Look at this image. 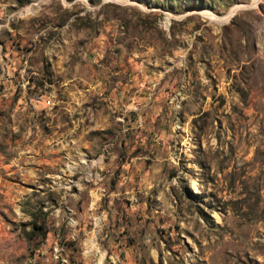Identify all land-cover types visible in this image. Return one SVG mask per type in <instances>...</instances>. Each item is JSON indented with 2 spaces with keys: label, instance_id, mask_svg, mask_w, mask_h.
<instances>
[{
  "label": "rangeland",
  "instance_id": "obj_1",
  "mask_svg": "<svg viewBox=\"0 0 264 264\" xmlns=\"http://www.w3.org/2000/svg\"><path fill=\"white\" fill-rule=\"evenodd\" d=\"M0 264H264V0H0Z\"/></svg>",
  "mask_w": 264,
  "mask_h": 264
},
{
  "label": "bare ground",
  "instance_id": "obj_2",
  "mask_svg": "<svg viewBox=\"0 0 264 264\" xmlns=\"http://www.w3.org/2000/svg\"><path fill=\"white\" fill-rule=\"evenodd\" d=\"M234 9H232V12H233Z\"/></svg>",
  "mask_w": 264,
  "mask_h": 264
}]
</instances>
